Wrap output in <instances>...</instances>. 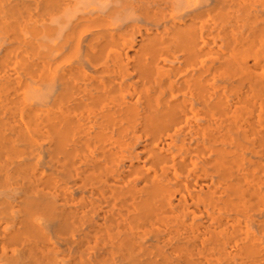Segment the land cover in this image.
I'll return each instance as SVG.
<instances>
[{"label": "bare ground", "instance_id": "bare-ground-1", "mask_svg": "<svg viewBox=\"0 0 264 264\" xmlns=\"http://www.w3.org/2000/svg\"><path fill=\"white\" fill-rule=\"evenodd\" d=\"M0 264H264V0H0Z\"/></svg>", "mask_w": 264, "mask_h": 264}]
</instances>
